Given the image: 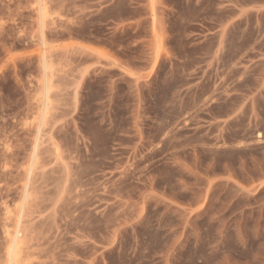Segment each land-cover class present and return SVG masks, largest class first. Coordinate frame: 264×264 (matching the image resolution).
Masks as SVG:
<instances>
[{
    "label": "rangeland",
    "instance_id": "rangeland-1",
    "mask_svg": "<svg viewBox=\"0 0 264 264\" xmlns=\"http://www.w3.org/2000/svg\"><path fill=\"white\" fill-rule=\"evenodd\" d=\"M12 262L264 264V0H0Z\"/></svg>",
    "mask_w": 264,
    "mask_h": 264
},
{
    "label": "bare ground",
    "instance_id": "bare-ground-1",
    "mask_svg": "<svg viewBox=\"0 0 264 264\" xmlns=\"http://www.w3.org/2000/svg\"><path fill=\"white\" fill-rule=\"evenodd\" d=\"M43 13H44V12H43ZM50 88H51V87H50ZM28 194H29V193H28ZM26 208H27V207H26ZM7 211H8V210H7ZM18 237H19V236H18ZM13 238H14V237H13ZM22 238H23V237H22ZM20 240H21V239H20ZM17 247H18V246H17ZM11 249H13V248H11ZM16 251H17V249H16ZM16 251H15V252H16ZM11 252H12V251H11ZM8 253H9V252H8ZM12 253L14 254V250H13ZM12 253H10V254L13 255ZM16 254H17V253H16ZM14 256H15V255H14ZM15 257H16V256H15ZM15 257H14V258H15ZM12 260H14V259H12ZM19 260H20V259H19ZM14 261H15V260H14ZM15 262H16V261H15ZM20 262H21V261H20ZM12 263H13V262H12ZM13 264H14V263H13Z\"/></svg>",
    "mask_w": 264,
    "mask_h": 264
}]
</instances>
